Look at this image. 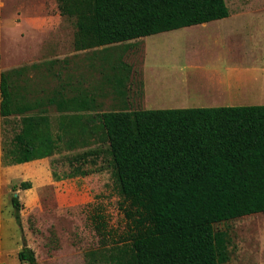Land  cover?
Listing matches in <instances>:
<instances>
[{
	"label": "trees",
	"instance_id": "trees-1",
	"mask_svg": "<svg viewBox=\"0 0 264 264\" xmlns=\"http://www.w3.org/2000/svg\"><path fill=\"white\" fill-rule=\"evenodd\" d=\"M55 1L61 16L75 19V51L201 25L230 14L225 0ZM24 70L0 73V117L21 116L12 149L2 148V166L51 157L60 140L51 134L45 109L24 115L36 108L26 103L14 82ZM117 80L115 91L123 87ZM46 101L58 112L79 111L69 125H63L65 134L73 120L79 123V133H85L89 121L80 113L92 109L88 103L64 90ZM93 119L91 131L100 132L107 145L127 230L115 239L105 216L96 215L94 228L103 249L88 252V263L227 262V237L214 225L264 212V105L121 109L98 113ZM30 188V182L19 184L21 190ZM11 205L20 225L17 196L11 197ZM17 259L38 264L28 247L18 251Z\"/></svg>",
	"mask_w": 264,
	"mask_h": 264
},
{
	"label": "rangeland",
	"instance_id": "rangeland-1",
	"mask_svg": "<svg viewBox=\"0 0 264 264\" xmlns=\"http://www.w3.org/2000/svg\"><path fill=\"white\" fill-rule=\"evenodd\" d=\"M225 2L233 11L231 15L241 5H264V0ZM244 25H234L239 28L240 36L229 37L224 43L205 32L209 25L208 29L195 25L150 35L136 45L113 48L110 53L105 51L103 103L100 106L93 95L92 109L80 113L82 120L89 121L85 133H79L76 120L68 133L63 132V125H69L79 111L58 112L54 106H49L46 115L51 134L60 138L55 154L11 173L0 172V264H24L17 259V253L23 247L34 251L38 264H89L86 254L103 249L94 228L96 215L105 216L115 239L117 234L124 233L127 223L120 210L123 200L111 174L107 145L100 132L91 131L94 115L113 110L111 102L115 94L112 91L118 86L117 68L125 70L124 84H133V87L137 75L140 79L142 75L143 79L145 74L146 101L142 104L147 108L179 107L175 99H170L177 93L181 96L188 93L184 104L187 107L206 105L189 96L194 86L190 79L179 89L176 83L165 85L186 73L202 76L212 68L211 55L224 44L234 53L238 48L240 52L249 47L248 43H255V39L246 37L248 26ZM75 29V19L61 16L55 0H0V73L27 67L26 82L25 73L14 76L19 93H26L27 100L41 94L48 97L61 88L67 96L81 100L82 95L73 90L70 59L65 61L69 66L65 71L57 67L56 62L61 67V60H55L58 54L69 56L75 51ZM50 60L55 63L49 65ZM200 64L207 67L204 72L188 66ZM185 66L188 68L182 69ZM179 69L184 72L175 76ZM130 71L131 76L128 75ZM105 76L117 81L109 83ZM3 121L1 119V126ZM14 136L11 133L1 135L8 140H13ZM82 171L87 175H80ZM23 181L30 182L31 188L19 189ZM14 194L20 202V225L13 218L11 197ZM214 229L227 237L229 259L223 264H264V212L217 223Z\"/></svg>",
	"mask_w": 264,
	"mask_h": 264
},
{
	"label": "crops",
	"instance_id": "crops-1",
	"mask_svg": "<svg viewBox=\"0 0 264 264\" xmlns=\"http://www.w3.org/2000/svg\"><path fill=\"white\" fill-rule=\"evenodd\" d=\"M237 11H234V15H231L233 11L229 9V17L212 21L209 23L201 24L202 27L209 30H205L206 33L212 34V37L224 43L228 42V38L232 36H240V31L234 25L238 23L245 24L248 26L245 28V33L247 38L255 39V43H248L249 47L244 48L238 53L234 51L231 53L230 47L227 48V45L216 48L217 53L211 55L210 61L212 68L209 71L204 72L207 68L204 65H188L190 69L201 70L203 73L202 76L196 75L193 77L192 74L186 73L182 78L174 77L171 81L167 82L165 86H171L173 83H176V88L179 89L181 84H186L190 79V83L193 81L194 86L193 92L189 96L191 98L195 97L200 103H206V105H195L194 107H187L184 105L188 98H186L188 93L177 94L176 96L170 98L175 99L179 104V107H168L163 109H185V108H201V107H240V106H262L264 105V28L262 22L264 21V5H241L237 8ZM235 20V21H234ZM199 26V25H198ZM161 34V33H160ZM163 34V33H162ZM144 37L112 44L105 47L93 48L91 50L83 51H73L69 56H63L58 54L55 57V60H61L60 63H57V67L63 71L67 70L70 66L73 76V90L81 96L82 104L88 103L92 107L91 102L97 98L98 104L100 106L103 103V55L105 51L108 53L111 52L113 48L124 47L132 44H137L142 41ZM263 43V44H262ZM127 51V50H126ZM125 51V52H126ZM124 52V53H125ZM237 53V54H236ZM70 59L71 64L68 66L65 61ZM142 59V58H141ZM55 60H50L49 65H53ZM208 60V59H206ZM34 66V65H33ZM37 66V65H36ZM32 65L30 66V68ZM25 70L22 74L25 73V82H26V70L27 67H24ZM185 66L182 69H187ZM179 69V73L175 74L180 75L184 70ZM123 68H118L116 75L117 79H121L123 82V87H120L116 91H112L115 96L113 97V110L121 109H141V110H160L152 109L145 107L142 102L146 101V76L143 74V79L141 75H137V82L131 86L125 85L123 78L125 77ZM151 71V70H150ZM140 74V73H139ZM131 76V71L128 73ZM157 79H160L159 74L154 72ZM110 76V75H109ZM109 76H105L109 80ZM112 79V84H113ZM142 80V81H140ZM109 82V81H108ZM111 83V82H109ZM125 85V87H124ZM63 88L60 90H55L52 93L62 92ZM26 98V93L22 94ZM45 96L38 95L33 100H27L26 102L30 106H35L36 108L32 111L26 112L24 115H37L41 114V109H45V113L49 106ZM26 104V105H27ZM56 108V107H55ZM57 110V109H56ZM1 119L2 122L1 126ZM20 115H12L6 118L0 117V172L3 170L11 173L17 169H22L28 165L42 159L34 160L27 163L16 164L11 166H2L1 164V155H2V141L3 146L9 150L13 147L12 138L9 140L6 137H1L3 134H17L21 129L20 124ZM14 132V133H12ZM49 157L43 158L47 159ZM1 180V178H0Z\"/></svg>",
	"mask_w": 264,
	"mask_h": 264
},
{
	"label": "water",
	"instance_id": "water-1",
	"mask_svg": "<svg viewBox=\"0 0 264 264\" xmlns=\"http://www.w3.org/2000/svg\"><path fill=\"white\" fill-rule=\"evenodd\" d=\"M14 196H16V194H14Z\"/></svg>",
	"mask_w": 264,
	"mask_h": 264
},
{
	"label": "bare ground",
	"instance_id": "bare-ground-1",
	"mask_svg": "<svg viewBox=\"0 0 264 264\" xmlns=\"http://www.w3.org/2000/svg\"><path fill=\"white\" fill-rule=\"evenodd\" d=\"M175 85H176V84H175ZM177 94H178V93H177ZM177 94H176V95H177Z\"/></svg>",
	"mask_w": 264,
	"mask_h": 264
}]
</instances>
